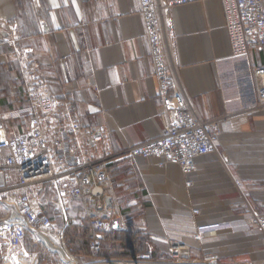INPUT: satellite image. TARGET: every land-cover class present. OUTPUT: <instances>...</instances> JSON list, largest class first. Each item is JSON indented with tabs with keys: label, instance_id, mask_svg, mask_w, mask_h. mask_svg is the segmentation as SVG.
Listing matches in <instances>:
<instances>
[{
	"label": "crops",
	"instance_id": "0c3cea01",
	"mask_svg": "<svg viewBox=\"0 0 264 264\" xmlns=\"http://www.w3.org/2000/svg\"><path fill=\"white\" fill-rule=\"evenodd\" d=\"M170 18L166 44L178 84L201 118H222L216 148L196 158L190 173L158 158L115 156L108 165L114 187L107 216L122 217L128 229L102 243V256L71 253L86 262L133 259L121 257L125 233L129 243L141 239L137 256L152 249L155 260L169 259L176 243L191 248L193 261L218 254L223 263L259 264L264 234L245 204L264 215V107L253 74L264 65V51L233 55L222 0L176 5ZM4 22L18 25L20 44L33 49L52 91L77 108L82 123L107 128L113 151L162 133L163 107L140 0H0ZM22 95L19 63L0 39V109H13ZM58 211L66 221L59 229L64 239L72 229L88 226L90 233V219L98 214L90 194L72 199L65 210H51L53 219ZM77 216L80 222L69 223ZM29 234L27 248L40 253Z\"/></svg>",
	"mask_w": 264,
	"mask_h": 264
},
{
	"label": "built area",
	"instance_id": "2783aa9c",
	"mask_svg": "<svg viewBox=\"0 0 264 264\" xmlns=\"http://www.w3.org/2000/svg\"><path fill=\"white\" fill-rule=\"evenodd\" d=\"M195 1L203 0H140L163 107V130L156 138L119 153L113 151L105 126L84 125L77 108L54 94L39 62L31 56L33 49L20 44L18 25L0 23V39L12 46L23 80V95L15 100V107L0 109V264H42L39 253L26 247L29 233L34 244L43 242L58 253L60 264H254L223 263L218 254L193 261L191 248L176 243L169 246V259L155 260L149 249L130 260L93 257L79 263L51 214V210H65L72 199L90 194L98 211L90 219L91 248L98 253L108 232L128 229L122 217L107 216L113 206V197L108 195L114 187L108 169L111 159L127 152L158 158L161 165L177 163L190 173L196 158L215 150L222 118L205 120L198 115L174 76L173 55L166 44L172 8ZM263 1L222 0L233 55L247 54L250 49L264 51ZM41 24L48 30L43 20ZM253 74L258 105L264 107V65L254 67ZM245 205L264 234V215ZM202 236V231L195 232L196 239ZM45 238L64 248L69 258L50 247Z\"/></svg>",
	"mask_w": 264,
	"mask_h": 264
},
{
	"label": "trees",
	"instance_id": "16d2710c",
	"mask_svg": "<svg viewBox=\"0 0 264 264\" xmlns=\"http://www.w3.org/2000/svg\"><path fill=\"white\" fill-rule=\"evenodd\" d=\"M119 232H122V230L108 232L106 234L105 240H109V239L115 240L114 237L116 234H119ZM65 239L68 248L76 256H80V255L87 257L95 256V255L102 256V249L100 252L95 253L91 248L90 245L91 237L88 226H85L80 230H76V229L69 230L68 232L65 233ZM120 240L121 243L119 244V247L120 249H122V251H124V253L121 254V257L135 258L138 255V253L142 250L141 247L142 242L140 238H135L134 242L129 243L128 242L129 238L127 237V234L120 233ZM129 250L134 252H130Z\"/></svg>",
	"mask_w": 264,
	"mask_h": 264
},
{
	"label": "rangeland",
	"instance_id": "374dc122",
	"mask_svg": "<svg viewBox=\"0 0 264 264\" xmlns=\"http://www.w3.org/2000/svg\"><path fill=\"white\" fill-rule=\"evenodd\" d=\"M59 215H60V212L58 211L57 216L54 217V221L57 222V228H56L57 231H60L59 229H61L62 226L66 223L64 218L60 217ZM71 222H80V216L69 217V223H71ZM29 235L31 237V234H29ZM38 245L41 246L40 247L41 252L40 253L37 252V253H39V255H40V262L42 264H60L63 262L59 256V254L56 252H52L50 249H48V247L43 242H40ZM26 247H27V243H26ZM42 247H44L43 250H42ZM77 259L79 260V263H85L87 261V260L81 259V258H77Z\"/></svg>",
	"mask_w": 264,
	"mask_h": 264
},
{
	"label": "bare ground",
	"instance_id": "6f19581e",
	"mask_svg": "<svg viewBox=\"0 0 264 264\" xmlns=\"http://www.w3.org/2000/svg\"><path fill=\"white\" fill-rule=\"evenodd\" d=\"M46 239V242L49 244V246L50 247H52V248H54V249H56V250H59L61 253H62V255H64V257H68L67 255V253H66V251H65V249L64 248H62L61 246H59V245H51L50 244V242H49V240L47 239V238H45ZM69 258V257H68Z\"/></svg>",
	"mask_w": 264,
	"mask_h": 264
}]
</instances>
